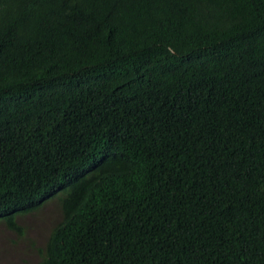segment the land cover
Returning <instances> with one entry per match:
<instances>
[{"label":"trees","instance_id":"obj_1","mask_svg":"<svg viewBox=\"0 0 264 264\" xmlns=\"http://www.w3.org/2000/svg\"><path fill=\"white\" fill-rule=\"evenodd\" d=\"M0 228L35 264H264V0H0Z\"/></svg>","mask_w":264,"mask_h":264},{"label":"rangeland","instance_id":"obj_2","mask_svg":"<svg viewBox=\"0 0 264 264\" xmlns=\"http://www.w3.org/2000/svg\"><path fill=\"white\" fill-rule=\"evenodd\" d=\"M45 206L39 209L29 220H26L28 218L24 219L26 224L29 225L26 237L33 246L35 242L38 243L37 240L45 241L46 231L50 227L49 224H52V220L58 214L56 206H47V204ZM23 246V242L17 241L13 233L0 228V264H35L36 260L33 257H26V253L23 256L20 254Z\"/></svg>","mask_w":264,"mask_h":264}]
</instances>
